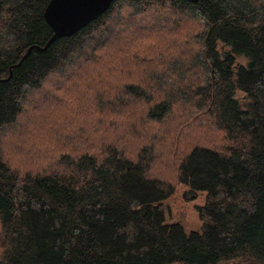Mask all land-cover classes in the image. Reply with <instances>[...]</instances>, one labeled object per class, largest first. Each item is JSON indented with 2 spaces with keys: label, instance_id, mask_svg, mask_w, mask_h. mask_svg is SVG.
<instances>
[{
  "label": "trees",
  "instance_id": "1",
  "mask_svg": "<svg viewBox=\"0 0 264 264\" xmlns=\"http://www.w3.org/2000/svg\"><path fill=\"white\" fill-rule=\"evenodd\" d=\"M48 1L0 0V133L32 96L41 151L0 153V264H264V0H115L43 49Z\"/></svg>",
  "mask_w": 264,
  "mask_h": 264
},
{
  "label": "rangeland",
  "instance_id": "2",
  "mask_svg": "<svg viewBox=\"0 0 264 264\" xmlns=\"http://www.w3.org/2000/svg\"><path fill=\"white\" fill-rule=\"evenodd\" d=\"M193 45L189 46H183L182 49H179V51H185L186 49L192 48ZM236 61L238 64L244 66L246 64V61L243 57H237ZM49 89V88H48ZM237 97H240L241 94L237 92L236 94ZM32 96L30 97V99ZM33 98H38V102L36 105L42 107L43 105L49 104V99L50 96L48 94H41L37 96L34 94ZM30 99L27 98L26 101V111L25 113L18 119V122L14 126H8L4 127L3 130L0 133V153L1 156L6 162L12 165L14 168H20L21 170H27V171H32L34 169H39L41 163L37 159V156L40 155L39 151H33L31 152L29 149H26V147L22 146L20 144L21 140L24 138V135L27 133V130L30 126V122H37L39 121V117L37 114L31 112V104H30ZM35 101V99H33ZM45 107V106H43ZM58 131L57 132H51L50 135V140L53 141V137L57 140H61L62 144L63 142L70 138L72 136V132L70 129H83V123L79 124L77 128H74V124L72 123L71 125L65 124L62 125L61 122L57 125ZM191 130L196 129L188 127L183 129L182 132H186L188 137L192 133ZM193 141V140H189ZM170 143H172V139H170ZM182 145H186V143H183ZM29 155L33 156V159L30 161ZM38 160V161H36Z\"/></svg>",
  "mask_w": 264,
  "mask_h": 264
},
{
  "label": "water",
  "instance_id": "3",
  "mask_svg": "<svg viewBox=\"0 0 264 264\" xmlns=\"http://www.w3.org/2000/svg\"><path fill=\"white\" fill-rule=\"evenodd\" d=\"M113 1L115 0H49L43 11V18L53 36L43 49L55 38L68 37L85 27L104 13Z\"/></svg>",
  "mask_w": 264,
  "mask_h": 264
}]
</instances>
